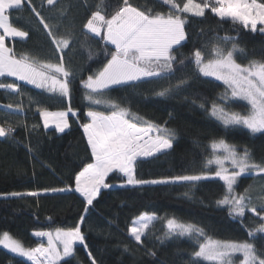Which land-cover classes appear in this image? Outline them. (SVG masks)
<instances>
[{
	"label": "trees",
	"instance_id": "16d2710c",
	"mask_svg": "<svg viewBox=\"0 0 264 264\" xmlns=\"http://www.w3.org/2000/svg\"><path fill=\"white\" fill-rule=\"evenodd\" d=\"M174 2L182 8L187 0ZM205 2L210 5V0H194L201 5ZM129 4L149 14H179L186 33L185 41L174 49L172 71L164 78L113 86L102 97L127 109L129 120L140 125L147 122L173 134L172 148L136 160V179L210 175L212 170L206 169V162L212 155L211 144L220 139L234 145L241 155L246 150L250 163L264 167V133L225 127L210 114L213 104L241 114L247 106L221 99L225 87L203 77L194 63L195 51H201L207 61L215 46L226 53L233 43L237 63H264V33H253L230 19L221 20L211 12V6L203 16H195L177 13L163 0H129ZM123 6V0H53L52 4L48 0H22L19 8L6 13L10 25L27 34L24 39L5 41L11 55L36 66L62 63L70 73V91L62 96L51 89L0 77V84L18 85L16 91L0 87V127L6 130L0 137V236L7 232L25 249H32L42 244L34 232L79 225L86 247L75 244L73 254L59 264H92V259L96 264H214L194 257L200 239L176 232L169 235L167 221L173 219L201 229L205 239L251 243L256 255L264 258V232L256 231L264 223L260 219L264 215V174L241 175L233 187L234 193L247 201L243 217L230 215L229 206L217 203L228 194L218 178L133 186L115 172L106 180L112 186L102 189L85 211L83 198L74 191L75 175L93 162L82 124L88 122V110L107 114L111 109L86 100L82 82L98 74L110 58L108 53L114 51V46L89 32L85 25L94 13L109 19ZM224 37L229 38L227 42ZM61 41H67V46ZM51 75L64 79L58 73ZM161 92L165 95H159ZM69 107L78 118L69 114L68 130L58 133L45 129L42 111H67ZM29 192L38 195H11ZM252 207L260 215L251 212ZM142 214L156 219L137 243L129 231ZM0 264L28 263L24 257L0 248Z\"/></svg>",
	"mask_w": 264,
	"mask_h": 264
},
{
	"label": "snow or ice",
	"instance_id": "6c2138e0",
	"mask_svg": "<svg viewBox=\"0 0 264 264\" xmlns=\"http://www.w3.org/2000/svg\"><path fill=\"white\" fill-rule=\"evenodd\" d=\"M49 4L53 0H48ZM164 4H171L177 13H191L195 16H203L205 9L209 8V3L203 5L194 3V0H187L181 8L174 0H163ZM22 0H0V29L4 35H0V77H15L19 81L35 85L36 88H49L59 91L62 96L69 95L68 77L70 73L63 64H44L36 66L25 60H17L9 55L11 49L5 47V36L24 37L27 34L18 31L9 23L6 15L8 10L19 8ZM121 7L111 18L96 12L88 20L85 27L95 36L101 37L107 45L114 46V51H110V56L104 64L102 70L95 76L89 75L82 82V87L87 90L85 99L92 105H104L111 111L107 114L104 111L88 110L86 118L88 122L82 124L83 132L87 137V143L91 149L93 162L88 163L78 174L75 175L74 191L79 193L88 206H92L102 189L110 188L107 183L109 175L120 173L126 178L127 185H141L146 183L165 184L177 182H196L209 178L207 175H179L164 180L145 181L136 179L134 165L139 157L154 156L166 149L173 147V134L166 129L154 127L150 123L140 125L134 120H129L127 109L121 108L118 104L103 99L107 90L113 86L135 85L136 82L149 78H164L165 74L172 71L175 59L173 52L176 46L182 44L186 39L184 29L185 21L179 14L169 13L167 15L156 13L149 14L144 10L131 6L129 0H123ZM211 12L221 20L230 19L239 22L245 29L253 33L260 31L264 33V27L258 29V25L264 26V2L261 0H215L211 6ZM47 27V25H45ZM103 31V36H102ZM225 42L228 37L223 38ZM67 46V41H61ZM236 45L233 43L232 50L225 53L219 46L212 50L211 57L205 61L201 51L194 52V63L203 77H211L222 82L226 90H230V98L233 100L245 101L249 106L247 114L226 110L223 106L213 104L211 116L219 121L223 126H242L252 134L264 133V63H253L250 66H242L233 58ZM51 73H58L64 77L59 79ZM16 91L18 85L13 83L0 84ZM165 95V92L159 93ZM228 91L221 99H228ZM78 118V113L71 107L67 111L50 113L42 111L44 127L54 124L58 132H64L68 128V115ZM8 131H11L9 129ZM157 133L152 136L150 133ZM6 135V130L0 127V137ZM213 152L223 151V157H214L207 163H215L218 170L215 176L224 182L227 193H233V186L237 178L248 169H256L264 172V167L250 163V154L245 150L238 154L234 145H229L224 139L211 144ZM230 161L233 171L229 174L224 167V162ZM71 190V189H69ZM65 191V189H57ZM226 194L217 203L228 205L229 214L234 217H243L245 208V197ZM12 196L30 195L36 196L38 193H11ZM256 215L254 207L249 208ZM150 217L140 218V227H132L131 235L139 243L143 230L148 227ZM264 220V215L260 216ZM84 217H81L83 223ZM169 235L178 230L180 235L202 236L201 229L194 225L180 224L173 219L167 221ZM256 231L264 232V223L260 224ZM253 233H249L252 235ZM36 237H47V247L42 244L39 247L25 249L21 243L13 239L9 233L4 232L0 236V245L11 253L20 257H26L32 264H59L63 257L73 254V246L76 243L86 247L85 237L79 225L69 229H55V233L36 231ZM62 245V253L57 246ZM240 253L243 257L241 264H264V258H259L253 245L248 242L215 241L207 239L199 244V250L194 252L197 260L215 261L217 264H232V254ZM89 255H91L89 253ZM43 258V260L41 259ZM92 264H96L92 259Z\"/></svg>",
	"mask_w": 264,
	"mask_h": 264
},
{
	"label": "rangeland",
	"instance_id": "374dc122",
	"mask_svg": "<svg viewBox=\"0 0 264 264\" xmlns=\"http://www.w3.org/2000/svg\"><path fill=\"white\" fill-rule=\"evenodd\" d=\"M214 2H215V0H210V6H213L214 5ZM227 19V18H226ZM18 31H20V30H18ZM235 52L236 51H234L233 52V58L235 59ZM254 62H251V63H248V64H245V65H242V66H250L251 64H253ZM256 63V62H255ZM208 78H210V79H213L214 80V78H211V77H208ZM216 81V80H215ZM217 82H219V81H217ZM219 83H221L222 84V82H219ZM28 84V83H27ZM30 85H32V84H30ZM223 85V84H222ZM33 86H35V85H33ZM224 86V85H223ZM225 87V92L226 91H228V95H229V98L228 99H224V100H226L227 102L228 101H231V100H233V99H231L230 98V90H226V86H224ZM58 93H59V91H57ZM236 101H240V100H236ZM240 102H242V103H244L246 106H247V110H246V112L245 113H243V114H247V112H248V110H249V108H250V106L245 102V101H240ZM47 112H49V111H47ZM57 112H61V111H55V112H50V113H57ZM40 115H41V113H40ZM69 116V115H68ZM41 119H42V123H43V126H44V118L41 116ZM68 121H69V117H68ZM239 127H242V126H239ZM69 128V127H68ZM68 128H66L65 129V131L66 130H68ZM242 128H244V127H242ZM45 129H55V126H54V124H49V127H47V128H45ZM244 129H246V128H244ZM56 130V129H55ZM247 130V129H246ZM57 131V130H56ZM64 131V132H65ZM249 131V130H248ZM58 132V131H57ZM58 133H61V132H58ZM150 135H152V136H155V135H157V133H155V132H153V133H150ZM238 154H240L239 152H237ZM225 155V153L223 152V151H217V152H213V150H212V155H211V157L209 158V160H211V159H213L214 157H223ZM208 160V161H209ZM207 161V162H208ZM206 162V169L207 170H212L211 172V174L209 175H207L208 177H214V178H218V177H216L215 176V172L218 170V166L215 164V163H213V164H211V165H209L208 163ZM224 167L225 168H227L228 169V172H229V174L231 173V172H233V171H238V169H235V168H233L232 167V165H231V162L230 161H225L224 162ZM255 169H248L247 171H245L243 174H241V175H244V174H248V173H253V174H256V175H260V174H264V172H258L257 170L256 171H254ZM240 175V176H241ZM239 176V177H240ZM238 177V178H239ZM237 178V179H238ZM219 179V178H218ZM220 180V179H219ZM222 181V180H221ZM223 182V181H222ZM224 183V182H223ZM226 186V185H225ZM234 187V186H233ZM228 195H235L236 197H239V196H237L235 193H234V191H233V193H231V194H228ZM247 200H248V198H247ZM245 203H246V205H247V201H246V199H245ZM222 206V205H221ZM223 206H228V205H223ZM230 207V206H229ZM142 216H147V217H150L151 219H150V221H148V227L152 224V222L155 220V216H153V215H148V214H142L141 216H139V218H137V219H135V221H134V223H132V227H140V223H141V220H140V218L142 217ZM131 227V228H132ZM147 227V228H148ZM147 228H145L144 230H143V234H144V232H145V230L147 229ZM45 232H47V231H45ZM48 232H52L53 234L55 233V230H52V231H48ZM176 233L177 234H179V232H178V230L176 231ZM129 234H130V237L132 238V239H135L132 235H131V233H130V231H129ZM143 234H142V236H143ZM3 235V234H2ZM1 235V236H2ZM141 236V237H142ZM183 236H188V237H196V238H198V239H200L201 241H200V243H203V242H206V240L207 239H205V238H203V236H196V234H193V235H187V234H185V235H183ZM36 237V236H35ZM13 238V237H12ZM37 238H39L40 240H42L41 242H42V245L44 246V247H47V237H37ZM14 239V238H13ZM39 240V241H40ZM211 240H213V239H211ZM215 241H218V240H215ZM76 244H79V243H76ZM75 245V244H74ZM40 246V245H39ZM39 246H37V247H39ZM57 246H58V248H59V250L61 251V253H62V251H63V249H62V245H59V242H57ZM0 248L1 249H3V250H5L7 253H9V254H11V255H14V256H17V257H20V256H18L17 254H15V253H11V252H9L7 249H4L3 248V246L2 245H0ZM199 250V249H198ZM64 259L65 258H67V257H63ZM62 258V259H63ZM26 259V258H25ZM24 259V260H25ZM42 260H43V258H41ZM61 259V260H62ZM242 259H243V257H242V255L240 254V253H234V254H232V264H241V261H242ZM202 260V259H201ZM26 261V260H25ZM205 261V260H204ZM26 262H28V263H30V264H32V262L31 261H29L28 259H27V261ZM206 262H210V263H214V264H217V262H215V261H206Z\"/></svg>",
	"mask_w": 264,
	"mask_h": 264
},
{
	"label": "crops",
	"instance_id": "0c3cea01",
	"mask_svg": "<svg viewBox=\"0 0 264 264\" xmlns=\"http://www.w3.org/2000/svg\"><path fill=\"white\" fill-rule=\"evenodd\" d=\"M0 35H4V32H3V29H0ZM25 38V36L24 37H14V36H5V41L7 40V39H24ZM5 47H6V43H5ZM7 48V47H6ZM9 55H11V52L9 53ZM12 56V55H11ZM15 59H17V58H15ZM17 60H21V59H17ZM7 77H9V76H7ZM10 78H13V79H15V80H17L15 77H10ZM17 81H19V80H17ZM22 82H24V81H22ZM26 83V82H25ZM47 89H49V88H47ZM40 118H41V115H40ZM41 121H42V119H41ZM74 188H75V186H74ZM79 194V193H78ZM83 198V197H82ZM139 218V217H138ZM137 219V218H136ZM155 219H156V217H155ZM135 221V220H134ZM134 221H133V223H134ZM132 227V226H131ZM131 229V228H130ZM37 240H40L39 238H37V237H35ZM134 241H135V239H133ZM40 241H42V240H40ZM26 257H24V259H25ZM64 259V258H63ZM26 261H27V258L25 259ZM28 263V262H27ZM28 264H30V263H28Z\"/></svg>",
	"mask_w": 264,
	"mask_h": 264
}]
</instances>
